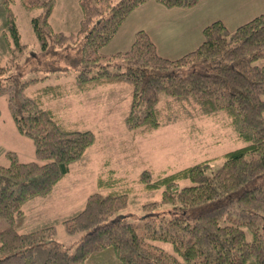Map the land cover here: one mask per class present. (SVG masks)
I'll use <instances>...</instances> for the list:
<instances>
[{"label": "trees", "instance_id": "16d2710c", "mask_svg": "<svg viewBox=\"0 0 264 264\" xmlns=\"http://www.w3.org/2000/svg\"><path fill=\"white\" fill-rule=\"evenodd\" d=\"M199 1L77 0L79 26L70 34L50 24L58 0L1 1L0 39L8 57L0 62V97L16 132L31 140L35 160L24 163L17 153H4L0 218L8 227L0 231V264H101L106 255L116 264H264V66L254 65L264 59V13L233 31L220 21L209 24L201 44L175 60L159 56L144 31L135 33L125 52H101L138 7L153 2L189 9ZM16 2L26 13L37 12L30 28L38 52L21 42L12 9ZM52 57L72 67L50 69ZM27 64L53 76L70 77L74 70V94L129 86L123 118L129 132L157 130L174 122L175 111L189 108L205 117L225 116L244 146L225 153L215 171L209 172L210 160L170 175L141 171L136 182L144 191L160 190L161 198L140 207L143 218L137 224L122 216L132 188L107 169L82 210L61 223L68 235H81L69 252L55 241L56 227L21 233L16 224L25 204L48 197L96 137L65 127L44 107L43 98L61 96L64 88L57 83L31 90L47 78L22 80L18 70ZM183 181L189 185L180 186Z\"/></svg>", "mask_w": 264, "mask_h": 264}, {"label": "rangeland", "instance_id": "374dc122", "mask_svg": "<svg viewBox=\"0 0 264 264\" xmlns=\"http://www.w3.org/2000/svg\"><path fill=\"white\" fill-rule=\"evenodd\" d=\"M12 9L21 42L31 51L38 52L39 47L30 28V18L37 12L26 13L19 2ZM79 20L77 0H58L50 17V24L54 31L70 34L78 30ZM3 29L4 12L0 2V33ZM7 57L0 39V62H4ZM20 60H23V56ZM48 60L50 69L72 67V63L61 60L56 62L54 57ZM254 65L264 66V59L257 60ZM30 66L31 64L20 66L18 73L22 80L47 78L31 90L57 83L64 88L61 96L43 98L44 107L52 110L65 127L79 131L89 130L96 137L93 146L84 153L80 161L70 166L69 172L55 185L48 197L36 198L25 204L23 217L16 224V229L21 233L47 226L56 227L55 241L69 252H72L81 235H68L61 223L82 210L87 197L97 192V177L105 175L107 169L114 170L116 177L132 188L127 209L122 216L127 222L137 224L143 218L140 207L161 198L160 190L147 192L136 182L141 171L150 170L154 176L170 175L206 160H210L209 172L215 171L221 166L225 153L244 146L225 116L205 117L189 108V112L175 111L174 122L157 130L129 132L123 125L130 100L129 86L94 87L85 93L74 94L71 91L76 73L74 70H71L70 77L61 73H57V77L50 71L46 72L42 68L35 70ZM114 88L115 90H109ZM9 151L17 153L21 162L35 160L31 140L16 132L7 104L0 97V165H7L4 153ZM105 162H108V166L104 165ZM187 185V181L180 184ZM7 227V223L0 218V231ZM247 239L250 241L249 235ZM161 246L167 251L171 250L167 244ZM110 257L106 255L101 258V264H108L106 261L116 264ZM90 264L97 263L90 261Z\"/></svg>", "mask_w": 264, "mask_h": 264}, {"label": "crops", "instance_id": "0c3cea01", "mask_svg": "<svg viewBox=\"0 0 264 264\" xmlns=\"http://www.w3.org/2000/svg\"><path fill=\"white\" fill-rule=\"evenodd\" d=\"M263 13L264 0H200L189 9H167L148 2L129 15L101 52L104 55L125 52L130 48L135 33L144 31L159 56L175 60L201 44L202 30L209 24L220 21L233 31Z\"/></svg>", "mask_w": 264, "mask_h": 264}]
</instances>
